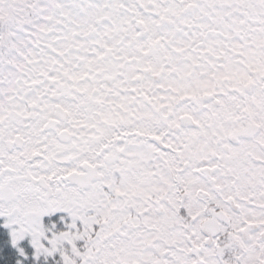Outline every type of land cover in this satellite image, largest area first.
Wrapping results in <instances>:
<instances>
[{
  "label": "snow or ice",
  "instance_id": "snow-or-ice-1",
  "mask_svg": "<svg viewBox=\"0 0 264 264\" xmlns=\"http://www.w3.org/2000/svg\"><path fill=\"white\" fill-rule=\"evenodd\" d=\"M0 219L3 264H264V0H0Z\"/></svg>",
  "mask_w": 264,
  "mask_h": 264
},
{
  "label": "trees",
  "instance_id": "trees-1",
  "mask_svg": "<svg viewBox=\"0 0 264 264\" xmlns=\"http://www.w3.org/2000/svg\"><path fill=\"white\" fill-rule=\"evenodd\" d=\"M3 224H4V220L0 219V234H6L7 233V230L3 227ZM22 246L25 247L26 249H28L29 252L31 251V248H30V246L27 245V243H24ZM8 250H9V252L15 251L14 249L11 248L10 244L8 245ZM0 264H3L2 260H0Z\"/></svg>",
  "mask_w": 264,
  "mask_h": 264
},
{
  "label": "rangeland",
  "instance_id": "rangeland-1",
  "mask_svg": "<svg viewBox=\"0 0 264 264\" xmlns=\"http://www.w3.org/2000/svg\"><path fill=\"white\" fill-rule=\"evenodd\" d=\"M24 243H27V245L30 246L27 241H25Z\"/></svg>",
  "mask_w": 264,
  "mask_h": 264
}]
</instances>
